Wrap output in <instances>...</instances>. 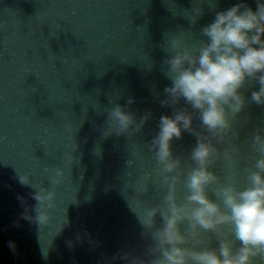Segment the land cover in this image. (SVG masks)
Instances as JSON below:
<instances>
[{"label": "water", "instance_id": "water-1", "mask_svg": "<svg viewBox=\"0 0 264 264\" xmlns=\"http://www.w3.org/2000/svg\"><path fill=\"white\" fill-rule=\"evenodd\" d=\"M191 7L192 0H0V264H100L126 245L138 252L148 234L139 217L167 191L149 147L159 115L171 113L159 103L170 83L163 45L181 30L194 39L212 18L192 23ZM129 96L138 119L149 109L153 118L141 131L106 134L108 109ZM192 138L175 139L174 154L185 158ZM57 169L63 177L53 184ZM36 190L55 192L52 207L46 219H24L26 206L32 215L45 211ZM78 233L85 239L69 248Z\"/></svg>", "mask_w": 264, "mask_h": 264}, {"label": "clouds", "instance_id": "clouds-1", "mask_svg": "<svg viewBox=\"0 0 264 264\" xmlns=\"http://www.w3.org/2000/svg\"><path fill=\"white\" fill-rule=\"evenodd\" d=\"M222 2L192 0L186 13L190 21L197 23L205 14L211 20L194 39L181 30L163 45L168 52L164 74L170 83L159 103L171 113L159 115L149 147L167 191L163 203L151 204L139 217L150 243L142 254L126 245L105 254L100 264H264V127L250 133L248 162L239 156L238 143L226 144L229 134L239 135L234 122L248 105L264 107V0ZM249 85H258L250 95L244 91ZM134 103L129 96L126 104L108 109L106 134L141 131L153 118L149 109L138 119L129 107ZM185 132L195 137L187 163L173 151V141ZM218 161H224L223 177L213 171ZM62 177L57 169L51 182L58 184ZM19 179L30 182L27 176ZM32 195L45 211L35 208L32 215L26 206L21 215L46 219L55 192L36 190ZM83 239L85 234L78 233L67 245L74 248ZM8 247L15 252L16 241L9 240Z\"/></svg>", "mask_w": 264, "mask_h": 264}]
</instances>
